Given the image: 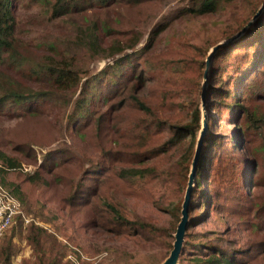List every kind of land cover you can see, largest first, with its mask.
<instances>
[{
	"label": "trees",
	"instance_id": "obj_1",
	"mask_svg": "<svg viewBox=\"0 0 264 264\" xmlns=\"http://www.w3.org/2000/svg\"><path fill=\"white\" fill-rule=\"evenodd\" d=\"M16 1L0 0V63L9 61L21 67L27 61L33 77L44 86L27 89L0 71L4 84L0 111L13 106L19 117L12 128L0 127V164L13 169L21 159L36 161L26 143L58 132L59 122L45 110L48 101L70 105L67 126L73 142L81 151L97 153L98 160L83 167L79 154L62 147L46 148L36 177L17 176L10 193L20 202L33 197L51 199L71 216L83 205L79 226L157 247L139 259L122 250L98 264H160L172 249L200 129L205 50L191 43L182 44L179 50H153L154 40L168 28L163 20L153 25L145 45L138 47L142 37L138 27L148 20L143 6L154 0H32L53 18L82 15L86 21L83 37L77 28L82 52L89 53V59H115L89 74L74 54L54 51L44 59L24 56L16 33ZM233 1L189 0L179 15H214ZM241 1L248 13L230 20L222 30L224 40L247 24L263 0ZM98 14L119 26L115 30L100 24L102 31L119 33L108 48L99 43L98 21L88 20ZM212 59L205 101L207 132L177 264H264V236L258 220L264 202L258 198L257 205L251 199L253 188L264 186V8ZM77 87L78 94L70 103ZM222 117H229L234 125L229 136L219 129ZM159 186L164 191L156 195ZM138 205L144 208L142 213L136 211ZM211 214L225 223V234L235 235L239 230L244 242L235 245L237 240L222 234L200 232L197 227ZM21 222L16 216L0 238V264H13L12 237ZM28 227L26 239L32 243L37 264H73L62 261L64 247L56 238L52 242L45 228L34 223Z\"/></svg>",
	"mask_w": 264,
	"mask_h": 264
},
{
	"label": "rangeland",
	"instance_id": "obj_2",
	"mask_svg": "<svg viewBox=\"0 0 264 264\" xmlns=\"http://www.w3.org/2000/svg\"><path fill=\"white\" fill-rule=\"evenodd\" d=\"M188 4L189 0H154L153 2L145 4L143 6V12L148 17V20L138 27L142 33L138 47L145 45L153 25L163 20L165 23H168V28L163 30L154 40L152 45L153 50L159 52L169 47L179 50L182 44L191 43L205 50L206 60V56L211 47L224 40L222 30L230 25V20H234L236 16L242 14L247 15L248 13V7L244 2L235 0L229 5L221 6L214 15L207 14L197 17L179 15V11L183 7L188 6ZM13 12L16 19V33L22 42V49L25 52L24 56L44 59L48 55L53 54L54 51L63 54H74V59L76 61L79 60L80 66L89 71V74H96L106 65L112 64L115 60L104 56L98 58L90 57L89 59V53L85 52L84 54L82 52L80 49L81 47L78 46L77 43V36H79L77 28L80 27V36L83 37L86 21L80 14L64 17L62 19L53 18L43 5L32 0H17L16 3L14 2ZM88 20L98 21L97 29L99 43L102 47L108 48L109 44L116 40V36L119 33L102 31L100 29V24L105 23L110 28H115V30H119V26H116L112 19H106L104 15L101 14L100 16L98 14L90 17ZM118 56L119 55L114 58ZM120 56H122V53ZM212 62L213 59L210 66ZM210 66L208 68L207 81L209 79ZM0 71L7 74L9 76L8 78L21 83L27 89L38 90L44 86L33 77L30 64L27 61H24L21 67H17L9 63V61H5L0 63ZM85 78L86 77L83 79ZM3 86L4 84L2 80H0V90ZM79 89L80 87H77L70 99V103L76 98ZM70 94L71 91L68 92V95ZM199 100V109L201 113V94L199 95ZM100 105L104 107V102H101ZM69 108L70 105L67 104L64 106L62 101L47 102V107L45 109L46 113L50 114L52 120L59 122V127L58 132L50 138L44 140H30L26 143L27 147L32 149L35 154V162L29 161L26 158L21 159L20 166L13 169L6 168L0 164V182L8 190H11L10 184H16L18 180L17 176L21 178L26 176H31L32 178L36 177V169L42 160V155L46 152V148L49 147L67 148L79 154L82 161H84L83 167L86 165L91 166L94 162H97V153H91L89 149L82 150V153L73 142L71 138L72 132L67 126ZM16 111V107L13 106L1 109L0 127L12 128L19 119ZM220 120V131L226 136L231 135L234 125L231 123L229 117H222ZM163 191L164 188L159 186L156 188L155 194L158 195ZM258 198L261 200L263 199L264 202V186L256 185L253 188V197H251L252 202L254 201L256 203ZM21 203L23 206V214L29 221L25 222L22 218L21 228L17 229L12 237V241L15 245V254L12 256L13 264H37L36 256L31 245L32 243L26 239L29 229L28 226L32 223L36 226L45 228L48 238L50 237L52 242L56 238L57 243L64 247L66 255L62 260L63 262L68 259L73 264H98L99 262H104L105 256L108 257L109 254H119L122 250L131 252L136 259H139L142 258L145 253L157 250V247L152 244L144 243L139 240H132L128 236H115L101 230H90V228L79 226L78 221L83 219V205L80 207V210L74 212V216H71L65 213L63 208L58 207V203L51 199L43 201L41 198L33 197L32 201L26 198L24 201H21ZM254 209L256 211L257 207L255 206ZM136 211L142 213L144 208L138 205ZM258 220L260 222V234L264 236V210ZM197 229L200 232L211 231L216 235H224L226 239L237 240L235 245L244 242L240 236L241 232L239 230H237L235 235L232 233L231 235L229 233L225 234V223L220 221L214 214H211L209 219L204 224L199 225Z\"/></svg>",
	"mask_w": 264,
	"mask_h": 264
},
{
	"label": "water",
	"instance_id": "obj_3",
	"mask_svg": "<svg viewBox=\"0 0 264 264\" xmlns=\"http://www.w3.org/2000/svg\"><path fill=\"white\" fill-rule=\"evenodd\" d=\"M264 8V0L262 1L261 5L257 9L256 13L252 16V18L245 24L240 31H238L236 34L231 36L229 39L222 40L211 47L209 50L207 56H206V69L204 71V76L202 80V90H201V120H200V129L198 131L196 144H195V152L192 159L190 172H189V178L187 187L184 194V199L181 205V217L177 224L176 231L174 233V240L172 243V249L170 250L169 254L163 259V261L160 264H177L179 260V256L182 250V245L184 241V236L186 233V229L189 224V218H188V207L190 203V194L193 187V184L195 182V175H196V165L200 157V152L202 149L203 139L207 132V112L205 108V101H206V88H207V73L208 68L211 64L213 56L217 53L219 48L223 46L224 44L230 43L237 37H239L247 27H249L253 21L259 16L261 11Z\"/></svg>",
	"mask_w": 264,
	"mask_h": 264
},
{
	"label": "built area",
	"instance_id": "obj_4",
	"mask_svg": "<svg viewBox=\"0 0 264 264\" xmlns=\"http://www.w3.org/2000/svg\"><path fill=\"white\" fill-rule=\"evenodd\" d=\"M16 216L28 222L23 214L22 203L0 182V238L9 229Z\"/></svg>",
	"mask_w": 264,
	"mask_h": 264
}]
</instances>
